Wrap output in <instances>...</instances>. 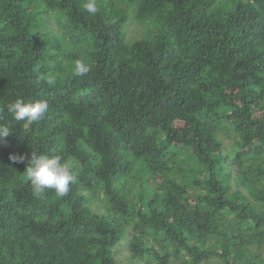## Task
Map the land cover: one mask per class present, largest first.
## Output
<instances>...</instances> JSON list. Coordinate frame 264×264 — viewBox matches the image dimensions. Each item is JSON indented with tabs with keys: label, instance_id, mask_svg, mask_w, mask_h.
I'll return each instance as SVG.
<instances>
[{
	"label": "trees",
	"instance_id": "trees-1",
	"mask_svg": "<svg viewBox=\"0 0 264 264\" xmlns=\"http://www.w3.org/2000/svg\"><path fill=\"white\" fill-rule=\"evenodd\" d=\"M84 2L0 0V107L49 104L0 113V264H264V0ZM32 151L74 161L66 196Z\"/></svg>",
	"mask_w": 264,
	"mask_h": 264
},
{
	"label": "clouds",
	"instance_id": "clouds-1",
	"mask_svg": "<svg viewBox=\"0 0 264 264\" xmlns=\"http://www.w3.org/2000/svg\"><path fill=\"white\" fill-rule=\"evenodd\" d=\"M83 8L92 15L98 12L97 0H85ZM91 70V66L84 60H77L73 66L74 76H85ZM51 84L52 81L48 80ZM6 109L7 113L15 121H23L31 125L41 121L49 110L46 100L25 101L17 98L4 107H0V113ZM12 132L10 126L0 123V138L7 137ZM10 160L23 162L26 158L23 155H11ZM75 163L71 159H64L60 155H49L32 151L27 158V164L23 171L25 178L30 182L33 196L42 198L47 190H54L58 197H64L70 190V185L77 180L74 171Z\"/></svg>",
	"mask_w": 264,
	"mask_h": 264
},
{
	"label": "rangeland",
	"instance_id": "rangeland-1",
	"mask_svg": "<svg viewBox=\"0 0 264 264\" xmlns=\"http://www.w3.org/2000/svg\"><path fill=\"white\" fill-rule=\"evenodd\" d=\"M140 29L141 27L140 26H133L131 25L129 27V30H128V36L129 37H136V36H139V32H140ZM118 251L120 252V258L122 256V258H125V253H126V249L124 248L123 245H121L119 248H118ZM263 255H264V251H262ZM120 264H128L127 262H123V261H120Z\"/></svg>",
	"mask_w": 264,
	"mask_h": 264
}]
</instances>
